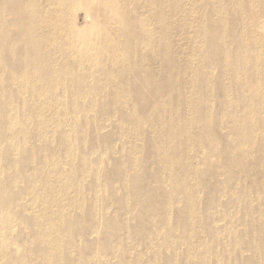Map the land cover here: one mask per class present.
I'll return each mask as SVG.
<instances>
[{"label": "bare ground", "instance_id": "bare-ground-1", "mask_svg": "<svg viewBox=\"0 0 264 264\" xmlns=\"http://www.w3.org/2000/svg\"><path fill=\"white\" fill-rule=\"evenodd\" d=\"M94 261L264 264V0H0V264Z\"/></svg>", "mask_w": 264, "mask_h": 264}, {"label": "rangeland", "instance_id": "rangeland-1", "mask_svg": "<svg viewBox=\"0 0 264 264\" xmlns=\"http://www.w3.org/2000/svg\"><path fill=\"white\" fill-rule=\"evenodd\" d=\"M188 3H190V2H188ZM195 15H197V14H194L193 16H195ZM79 16H80V21H82V18H84V16L82 15V13H79ZM216 16H217V14H216ZM197 19H198V15H197ZM195 40H193L191 43H186L185 42V39H183L182 41H180V44H178L177 45V51L178 52H189V51H193L194 52V56L196 57V56H198L199 55V48L200 47H197L198 46V44H199V42H200V40H201V38L199 39V36L198 35H195ZM201 44V43H200ZM193 47H195L194 49H193ZM230 47L231 48H233V44L232 45H230ZM183 49V50H182ZM193 49V50H192ZM231 54V56L233 57L234 56V54H232V53H230ZM194 63L196 62V60H194L193 61ZM83 68V67H82ZM198 69H200V67H198ZM246 78H247V76H246ZM257 78L259 79V82H261L262 80H263V76H262V74H258L257 75ZM172 92H173V94H175L176 92H175V90H172ZM150 92H146V94L148 95V97H150V100L149 101H152V100H154V98H153V96H151L150 94H149ZM251 93H253V92H251ZM143 96H144V93L142 94ZM214 96L216 97V98H219L220 96H219V94L216 92V93H214ZM204 100V98L202 99V101ZM253 104H255L257 101H255V100H250ZM138 100L137 99H134L133 100V104H135V105H137L138 104ZM258 106H260V105H258ZM138 110V109H137ZM144 109H142V110H139V111H143ZM139 114H142V112H139ZM90 118H94V120L96 119V113H94V114H92V112H90ZM77 120L78 121H80V120H82V118H81V116H77ZM197 126H200L201 125V123H197L196 124ZM215 129H217V128H215ZM204 139L206 138V137H203ZM197 139V138H196ZM112 141H114V142H116V137H114V136H112V139H111ZM197 140H201V139H197ZM98 138H97V136H96V134L95 135H91V137H89V142L93 145V146H95V145H97L98 144ZM217 150V149H216ZM60 151H61V148H60V145L59 144H57V145H55L54 147H53V153L54 154H58V153H60ZM80 151H82V149L80 148ZM147 160H151V158L149 157ZM5 161V163H7L8 162V159L6 160H4ZM70 164H71V166L74 168V170L76 171V173L77 174H79V172H78V170L81 168L80 166V164H79V162H74V163H71L70 162ZM113 164V167H110V173L112 174L114 171H116V170H119V169H121L120 167H119V165H118V163H116V162H113L112 163ZM107 171L108 170H105L104 172H103V174L104 175H107ZM242 177H243V175L244 176H247V177H250V175H252V177L254 178V179H258L259 177H260V174L259 173H256V170H255V168L254 167H252V168H250V170H249V172L248 173H246V174H240ZM104 179H106V177H104ZM247 185H250V180L248 179L247 180ZM198 196H199V198L201 199L202 197H203V195L201 194V193H199L198 194ZM91 200V198L89 197V196H87L86 197V202H89ZM114 200H112L111 198H110V201H107L106 203H110V207H111V210H110V215H115L116 217H117V219H120L121 217H122V214H123V210L121 209V207L120 206H118V205H114ZM86 211V213L88 212V209H86L85 210ZM89 223V222H88ZM88 223H85V224H83V226L82 227H80V229H77L76 230V236L78 237V238H80V239H85V237H86V234H87V231H88V229H89V225H87ZM222 223H219V222H217V225L218 226H220ZM84 227L86 228V229H84ZM87 230V231H86ZM123 232H124V230H123V228L121 227V225H120V223L117 225V227L115 228V230L110 234V238L108 239V236H103V240H102V228L101 227H98L96 230H95V232L93 233V235H91L90 237H87L89 240H93V239H97L100 243H101V245H102V243L104 244L105 242V240H110V243L115 239V237H117V236H120V235H122L123 234ZM206 241H207V243L209 244V245H213L214 244V238L212 237V236H209L208 238H206ZM93 250V249H92ZM94 264H96V261H94Z\"/></svg>", "mask_w": 264, "mask_h": 264}]
</instances>
